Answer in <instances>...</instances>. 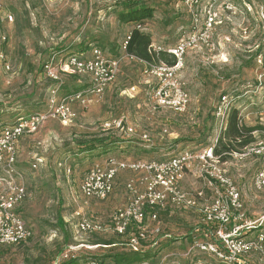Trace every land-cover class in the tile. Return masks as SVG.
I'll return each mask as SVG.
<instances>
[{
  "label": "rangeland",
  "instance_id": "rangeland-1",
  "mask_svg": "<svg viewBox=\"0 0 264 264\" xmlns=\"http://www.w3.org/2000/svg\"><path fill=\"white\" fill-rule=\"evenodd\" d=\"M125 1L133 0H0V51L9 63L6 70L0 61V128L12 125L17 117L45 110L48 90L53 84L42 76L41 65L50 53L61 49L79 53V48L73 47L81 43L119 60L115 80L101 99L88 96L85 106L73 105L76 112L73 126L47 121L37 133L19 141L15 166L27 197L17 213L31 229L32 237L23 244L0 250V264H58L64 255L76 259L78 264H86L91 258L100 261V256L110 250L104 245L106 241H121L113 231L111 218L126 204V182L136 180L137 176L121 172L114 194L99 201L80 194L87 170L96 164L104 165L109 158L162 160L183 149L196 152L214 144L222 134L214 115L207 143L197 145L195 139L199 135L198 126L202 127L207 115L213 114L223 95L230 101L229 114L237 109L242 123L257 128L253 133L256 140L264 138V77L259 79L264 72V0H203L201 7H197L199 26L209 5L216 13L217 24L210 33L211 45L195 48L184 58L179 78L190 102L180 115L166 109H151L141 68L124 60L120 52L119 44L130 29L117 19V11ZM136 1L154 9L146 27L159 43L154 42L156 46L175 42L190 32L192 18L173 10L170 0ZM7 15L12 16L11 22L5 19ZM78 79L64 78L62 93L89 83L86 76ZM131 86L137 91L133 98L121 95V91L126 92ZM121 116L136 129V135L124 137L115 131H101L103 121ZM139 134H147L149 140H141ZM107 137L128 141L117 142L111 150L99 155L77 152V143ZM35 157L41 158L42 163L32 170L30 163ZM60 162L62 166L58 165ZM225 162L228 175L240 191L246 219L257 222L263 219L264 227V190L256 191L252 185L257 162L251 158L238 161L231 156ZM64 167L70 168V173ZM179 188L191 196L202 192L203 200L212 197L194 170L185 173ZM159 216L162 233L156 235L157 242L151 246L154 255L150 264H217L207 254L188 253L189 240L161 238L165 232L174 238L185 237L200 221L198 213L171 209ZM82 217L100 224L102 231L77 233L76 224ZM241 235L252 238L255 230ZM245 264L264 261L251 255L246 257Z\"/></svg>",
  "mask_w": 264,
  "mask_h": 264
},
{
  "label": "built area",
  "instance_id": "built-area-1",
  "mask_svg": "<svg viewBox=\"0 0 264 264\" xmlns=\"http://www.w3.org/2000/svg\"><path fill=\"white\" fill-rule=\"evenodd\" d=\"M192 18L190 32L178 38L170 48L149 46V53L158 55L165 53L172 62H145L142 73L153 82V87L146 92L152 101V110H170L175 114H183L189 103V95L180 81L179 74L183 68L184 58L189 51L201 46H210V33L217 24L216 13L212 6L205 8L204 20L199 26L197 0H180ZM12 21L11 15L5 16ZM137 30L142 26L137 25ZM127 33L121 49L125 50L130 39ZM2 42L5 36L1 37ZM130 59H136L126 55ZM139 60V59H137ZM0 61L9 70V63L0 51ZM119 60L106 56L100 49L92 48L89 55L84 53L60 57L52 54L42 64L41 74L52 82L48 90L45 110L27 116L18 117L10 126L0 128V249L25 243L32 237L31 229L17 213V208L27 197V190L21 182V174L16 168L18 144L24 136L33 135L47 121H57L63 127H71L76 119L73 105L85 106L88 96L102 98L108 87L114 82L118 72ZM86 76L89 85L82 91L62 95L60 85L65 76ZM264 72L259 74V79ZM131 92L135 91L132 87ZM230 111V101L223 95L214 116L218 123L219 134L226 130ZM101 131H115L124 137L136 135V129L128 124L124 117L105 120ZM143 141L149 140L147 134H139ZM217 142L204 149L193 152L183 149L180 153L162 160H130L116 161L109 158L104 165L96 164L85 173L79 191L87 199L107 200L114 192L116 177L121 172L135 173L136 180L125 184L128 193L126 204L117 209L111 218L116 236L125 238L132 250H139L142 243L149 240L151 245L157 242L162 228L159 226V212L170 209H191L200 215V223L208 227L203 239L192 238L188 253H203L213 257L217 264H243L246 257L257 255L264 261V228L260 222L247 220L244 205L238 187L228 175L226 162L221 163L214 155L213 147ZM230 156L238 161L253 159L258 169L252 177V185L256 191L264 190V138L244 147ZM41 158H33L30 168L36 170L41 165ZM62 166V163L58 164ZM70 173V168H65ZM204 181L205 187L211 192V198L203 200V193L196 196L183 193L179 183L187 171ZM150 223V225H148ZM134 227V229H130ZM255 230L252 238L242 237V233ZM102 231L100 224L93 223L82 217L76 224V232L82 235ZM171 233L161 235L163 239H171ZM69 258L67 255L63 259ZM245 259V260H244ZM89 264H99L91 261ZM140 264H150L149 261Z\"/></svg>",
  "mask_w": 264,
  "mask_h": 264
},
{
  "label": "trees",
  "instance_id": "trees-1",
  "mask_svg": "<svg viewBox=\"0 0 264 264\" xmlns=\"http://www.w3.org/2000/svg\"><path fill=\"white\" fill-rule=\"evenodd\" d=\"M153 11L154 9L152 6L146 3H143V2L136 1V0L125 1L124 4L122 5V8L117 11V19L119 23L128 25L130 29L128 30L127 33L131 34L129 41L127 42V46L125 50L122 52L125 55L134 57L136 59H139L145 62L163 61V62L170 64L172 60L169 59L168 56L165 55V53H158V55L149 53L148 49L151 44L150 35L148 33L141 32L140 30L136 29L137 25L144 26L147 24V22L153 16ZM82 47H83L82 44L79 43L73 48L74 50L79 48V51H78L79 53H85V51L89 48L88 45H84V47L83 48ZM119 47H121L120 44H119ZM92 48H97V47H91V49ZM75 52H70L68 50L61 49V50H57V52L50 53L47 59L52 54H58V55L62 54L65 56H68L71 54H79ZM112 58L118 59L116 57H112ZM41 70H42V65H41ZM67 77H70L76 81L79 80L78 76L68 75V76H65L64 78H67ZM88 85L89 83L88 84L82 83V84H79L77 88H75L74 90H70L69 93H62L63 88L65 86L64 83L62 82L60 85L59 92L62 95H70V94L84 90L85 88L88 87ZM214 112L213 114L207 115L202 127L198 126L199 135H198L197 140L195 139L197 145H205L207 143V139L211 136L213 122H214V116H213ZM256 130H257L256 127L246 126L244 123H242L239 117V112L237 111V109H233L228 116L226 130L219 136L215 146L213 147L214 155L218 157L221 163H224L230 157V154L237 153L241 151L244 147L256 141V138L254 137V134H253ZM126 141L128 140L109 138V137L94 138L89 141L77 143V149H78L77 152L88 153L90 155H92L93 153H97L99 155V154L106 153L109 150H111L112 147L117 142L124 143ZM169 210L171 209L167 208L165 210L160 211L158 214H160L161 212H169ZM130 229H134V227H130ZM208 229H209L208 227H206L199 221L197 226L194 227L185 237L174 238V236L172 235L173 237L171 239H164V240L181 241L184 238L185 240H189V243H190L192 241V238L194 237L203 239ZM116 237L118 240H121V241L115 242L113 240H108L104 243V245L107 246L108 249L110 250H107L105 254L100 256V259H101L100 261H97L96 259L91 258L86 262V264H89L91 261H97L99 264H140L141 262L152 260L154 254L152 252V249H151L152 245L149 240H147L149 242V245H143L142 243L141 249L132 250L128 247L125 238H120L118 236ZM147 241H145L144 243L146 244ZM117 245H120L121 247H124V248L114 249V247H117ZM58 264H78V263L76 259H68V260L64 259Z\"/></svg>",
  "mask_w": 264,
  "mask_h": 264
},
{
  "label": "crops",
  "instance_id": "crops-1",
  "mask_svg": "<svg viewBox=\"0 0 264 264\" xmlns=\"http://www.w3.org/2000/svg\"><path fill=\"white\" fill-rule=\"evenodd\" d=\"M202 1L203 0H197V3H196V7H201V3H202ZM170 2H171V6H172V8H173V10H175V11H177V13L178 12H184L185 14H187V15H189L188 13H187V10L185 9V7H184V5L181 3V1L180 0H170ZM190 16V15H189ZM142 30H140L141 32H145V33H148L147 32V27H146V25H144V26H142ZM128 32V31H127ZM127 32L125 33V35L127 34ZM149 35H150V33H148ZM124 35V36H125ZM151 37V36H150ZM178 40V39H177ZM177 40L175 41V42H167V43H165V45H162L165 49L166 48H170V47H173L175 44H176V42H177ZM121 42H122V40H121ZM121 42H120V46H121ZM155 41L153 40V38L151 37V44L150 45H154V46H156L155 45V43H157V42H155ZM157 44H159V43H157ZM159 46V45H158ZM162 46H160L161 48H163ZM163 48V49H164ZM119 49H120V52L124 55V60H127V61H129V62H133L134 64H136L137 66H139L141 69H140V71H141V76H142V83L144 84L143 85V88L146 90V91H149L152 87H153V82L151 81V80H148V79H146L145 78V76L143 75V73H142V69H143V65H142V63L140 62V60H137V59H130V58H128L123 52H122V49H121V47H119ZM90 50H91V48H88L86 51H85V55H89V53H90ZM166 55V54H165ZM167 56V55H166ZM169 58V57H168ZM142 61V60H141ZM120 69H121V66H120ZM119 72H120V70H119ZM151 81V82H150ZM132 87H134L135 88V91L134 92H131L129 89L130 88H132ZM130 88H128L127 90H126V92L124 91H121V95H123V94H126L127 96H129L130 98H133L135 95H136V93H137V91H136V87L135 86H131ZM189 102H190V96H189ZM121 117H123V116H121ZM117 118V117H116ZM128 124H130V123H128ZM123 138V137H122ZM258 165V164H257ZM258 168V167H257ZM256 172V171H255ZM119 176V175H118ZM118 176L116 177V179H115V183H114V192H115V185H116V182H117V179H118ZM128 182V181H127ZM126 182V183H127ZM114 192H113V194H114Z\"/></svg>",
  "mask_w": 264,
  "mask_h": 264
}]
</instances>
